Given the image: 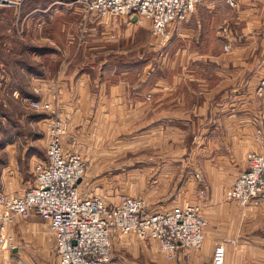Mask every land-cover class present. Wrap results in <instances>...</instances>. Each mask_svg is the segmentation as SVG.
Wrapping results in <instances>:
<instances>
[{
    "label": "crops",
    "instance_id": "obj_1",
    "mask_svg": "<svg viewBox=\"0 0 264 264\" xmlns=\"http://www.w3.org/2000/svg\"><path fill=\"white\" fill-rule=\"evenodd\" d=\"M14 1L15 4L7 6L16 11L20 7L18 3L24 0ZM68 3L65 6L68 10L36 4L23 16L27 34L30 19L36 15L38 33L51 27L52 33L48 39L57 47L63 44L68 48L67 55L64 53L62 57L64 61H72L79 55L82 42L76 33L78 29L87 31L86 36L90 35L91 40H101L105 38V33L106 36L107 33L119 36L125 27L128 29L136 25L132 15L115 19L97 18L73 0H68ZM7 6H2V9ZM38 14H45L48 18L40 20ZM167 31L169 37L165 40L171 43L169 68L164 75H156L147 87L128 84L124 72L113 83H106L92 78L90 71L78 68L69 71V65H62L53 79L36 78L34 85L39 91L34 97L50 102L46 98L47 92H56L58 97L68 93L74 96L83 94L85 101H92L89 106L103 104L101 111L106 125L121 122L117 116L120 112L112 111L115 121L109 119L108 112L105 113L107 116H103L110 106L118 111L131 110L136 115L148 110V123L169 118L176 119L179 124L190 121L193 125H213L210 130H203L202 138L210 146L211 158L206 161L208 182L203 177L204 182L199 187L203 185L208 196L202 200L198 189L197 196L184 198L177 203L198 204L201 213L208 219L202 246L194 250L180 246L176 257L170 259L160 249L156 239L144 240L131 232L121 240L113 239L109 264H264V200L241 206L225 195L227 187L246 167V153L253 150L250 148L254 133L257 139L264 140V135L260 137L256 132L262 120L263 100L255 93L260 77L264 76V0H236L235 5H230L226 0L204 1L186 19L170 22ZM178 44L181 47L176 49ZM225 44L229 48L222 51L221 47L224 49ZM123 53L120 54L122 58ZM217 64L221 67L212 68ZM60 101L63 102L62 99ZM51 103H54L53 100ZM217 111L219 115L213 114ZM52 118L45 116L42 121H35L38 123V128L32 126L35 132L27 131L24 124V132L0 135L4 140L0 144V192L22 195L34 185L35 165L46 159L47 131ZM135 119L139 117L129 123H134ZM166 120L163 124L167 125L170 122ZM68 139H73L70 133L65 141ZM256 150L264 151L263 148ZM211 171H216L218 179L211 175ZM209 174L215 180L210 179ZM119 194L112 203L117 201ZM232 205L241 206L243 216L246 214L250 225L257 226L247 230L238 229L235 224L238 216L230 213L231 209L225 211L226 206L231 208ZM32 216H29L30 220L36 226L45 224L41 216ZM18 219L19 216L14 218L15 221ZM226 219L230 221L228 227L224 223ZM7 249L0 248V264H17L12 261ZM11 252L16 254L17 248L15 250L14 247ZM3 255L8 260L6 257L3 259ZM42 264L61 263L58 257Z\"/></svg>",
    "mask_w": 264,
    "mask_h": 264
},
{
    "label": "rangeland",
    "instance_id": "obj_2",
    "mask_svg": "<svg viewBox=\"0 0 264 264\" xmlns=\"http://www.w3.org/2000/svg\"><path fill=\"white\" fill-rule=\"evenodd\" d=\"M33 4L51 5L61 10L69 5L68 0H24L18 3L20 7L16 11L13 7L7 10L10 4L0 5V135L5 132H24V124L27 131L35 132L33 128H38L35 121H42L45 116H58L66 121L68 132L73 136L64 145L80 152L86 161V172L79 184V192L83 197L97 194L112 202L117 194L126 192L142 195L151 209L160 210L180 203L184 198L197 196L200 187L197 180L193 179L194 173L201 172L207 183L206 161L211 158L208 142L202 141L203 130H210L213 125H193L190 121L179 124L176 119L169 118L148 123V110L136 115L131 110L118 111L113 106L105 109L103 116H107L105 113L108 112L109 119L115 121L112 116L117 111L120 112L117 116L121 122L106 125L101 111L103 104L89 106L92 101H85L83 94L74 96L68 93L58 97L56 92H47L46 98L54 102L53 109L48 111L37 110L26 101V98H35L39 91L34 85L36 78L55 77L62 65H69V71L75 68L90 71L92 78H99L106 83H113L124 72L128 84L147 87L156 75H164L169 68L171 43L153 35L146 18L136 22L134 27H125L119 36L107 33V37L105 33V38L101 40H91L90 35L86 36L87 31L78 29L76 33L82 42L78 49L79 55L77 59L64 61L62 57L64 53L67 55L68 48L63 44L57 47L48 39L52 33L51 27L38 33L35 24L37 15L30 19L27 26L29 33H26L23 16ZM22 5L27 10L20 9ZM2 6L7 7L2 9ZM46 18L48 16L45 14L39 15L40 20ZM221 50L224 51L223 46ZM58 52L62 54L58 55ZM122 52L123 58L120 55ZM217 67H221L220 64L212 68ZM213 114L219 115V111ZM138 117L134 123H129ZM165 120L170 123L163 124ZM254 124L257 125L256 121ZM2 138L0 136V140ZM3 143L2 139L0 144ZM262 148L264 140L257 139L254 133L250 149ZM211 172L218 179L216 171ZM211 175L209 178L215 180ZM229 209L230 213L238 216L235 221L238 229L247 230L257 226L250 225L246 214L243 216L241 206H226L225 211L229 212ZM43 222L45 224L36 226L30 217L19 216L12 225L7 224V233L13 236L17 248L16 254L9 250L10 256L15 258L13 262L42 264L57 260L54 233L45 219ZM224 223L228 227L229 219ZM2 247L5 248L0 244ZM5 257L8 260L3 255V259Z\"/></svg>",
    "mask_w": 264,
    "mask_h": 264
},
{
    "label": "built area",
    "instance_id": "obj_3",
    "mask_svg": "<svg viewBox=\"0 0 264 264\" xmlns=\"http://www.w3.org/2000/svg\"><path fill=\"white\" fill-rule=\"evenodd\" d=\"M209 0H74L97 18H119L137 15L135 22L148 19L151 32L167 38V26L175 20H184L198 4ZM235 5L236 0H226ZM14 0H0V5L15 4ZM115 36V33L111 34ZM229 45H224L228 50ZM263 100L261 123L256 128L258 136L264 135V76L255 88ZM37 110H52L49 101L26 98ZM46 159L35 165V183L22 195L0 192V244L12 250L13 236L6 226L16 216L28 218L41 216L53 231L56 251L61 264H109L113 239L121 240L134 232L141 239H156L160 249L170 259L177 249H199L205 240L208 219L198 204H175L165 210H151L142 196L121 192L116 202L92 194L83 197L78 179L86 172V161L78 151L67 149L65 138L69 135L66 121L53 117L48 125ZM194 177L203 184V175L196 171ZM200 196L207 194L202 186ZM226 198L246 206L264 200V151L249 150L246 167L225 192ZM11 259H15L11 257Z\"/></svg>",
    "mask_w": 264,
    "mask_h": 264
},
{
    "label": "trees",
    "instance_id": "obj_4",
    "mask_svg": "<svg viewBox=\"0 0 264 264\" xmlns=\"http://www.w3.org/2000/svg\"><path fill=\"white\" fill-rule=\"evenodd\" d=\"M32 1H37V0H32ZM44 4H45V3H44ZM35 5H36V4H33V5L29 6V7H28V10L32 9ZM42 6H44V5H42ZM46 6H47V5H46ZM46 6H44V7H46ZM5 9H6V8H5ZM12 9H13V8L10 7V6L7 7V10H12ZM20 9H23V10L25 9V10H27V9L25 8V5H22ZM28 10H27V11H28ZM27 11H25V13H26ZM23 13H24V11H23Z\"/></svg>",
    "mask_w": 264,
    "mask_h": 264
},
{
    "label": "water",
    "instance_id": "obj_5",
    "mask_svg": "<svg viewBox=\"0 0 264 264\" xmlns=\"http://www.w3.org/2000/svg\"><path fill=\"white\" fill-rule=\"evenodd\" d=\"M132 19L136 21L137 15L136 14H133L132 15ZM80 181H81V178L78 179V182H80ZM15 250H16V248H15Z\"/></svg>",
    "mask_w": 264,
    "mask_h": 264
}]
</instances>
